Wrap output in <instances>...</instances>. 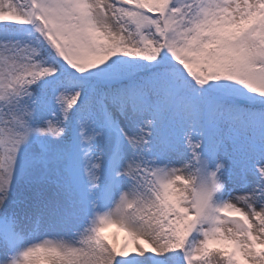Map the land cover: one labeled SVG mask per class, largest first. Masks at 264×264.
<instances>
[{"label":"snow or ice","instance_id":"1","mask_svg":"<svg viewBox=\"0 0 264 264\" xmlns=\"http://www.w3.org/2000/svg\"><path fill=\"white\" fill-rule=\"evenodd\" d=\"M0 264H264V0H0Z\"/></svg>","mask_w":264,"mask_h":264},{"label":"rangeland","instance_id":"2","mask_svg":"<svg viewBox=\"0 0 264 264\" xmlns=\"http://www.w3.org/2000/svg\"><path fill=\"white\" fill-rule=\"evenodd\" d=\"M108 233H111L112 231H119L114 228H109L106 230ZM125 233L123 231H119L118 241H122L124 239ZM51 238V237H50Z\"/></svg>","mask_w":264,"mask_h":264}]
</instances>
